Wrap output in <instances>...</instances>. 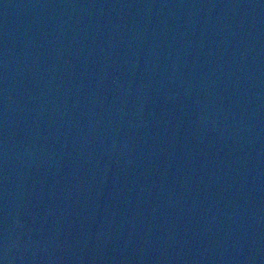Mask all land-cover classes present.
I'll return each mask as SVG.
<instances>
[{
  "label": "water",
  "instance_id": "95a60500",
  "mask_svg": "<svg viewBox=\"0 0 264 264\" xmlns=\"http://www.w3.org/2000/svg\"><path fill=\"white\" fill-rule=\"evenodd\" d=\"M2 264H264V0H0Z\"/></svg>",
  "mask_w": 264,
  "mask_h": 264
},
{
  "label": "snow or ice",
  "instance_id": "6c2138e0",
  "mask_svg": "<svg viewBox=\"0 0 264 264\" xmlns=\"http://www.w3.org/2000/svg\"><path fill=\"white\" fill-rule=\"evenodd\" d=\"M0 264H2V262H0Z\"/></svg>",
  "mask_w": 264,
  "mask_h": 264
}]
</instances>
